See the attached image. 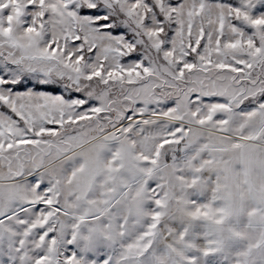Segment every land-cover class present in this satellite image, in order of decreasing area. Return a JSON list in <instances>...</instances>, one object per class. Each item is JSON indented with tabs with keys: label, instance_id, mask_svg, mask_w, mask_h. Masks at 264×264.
<instances>
[{
	"label": "snow or ice",
	"instance_id": "1",
	"mask_svg": "<svg viewBox=\"0 0 264 264\" xmlns=\"http://www.w3.org/2000/svg\"><path fill=\"white\" fill-rule=\"evenodd\" d=\"M0 264H264V0H0Z\"/></svg>",
	"mask_w": 264,
	"mask_h": 264
}]
</instances>
